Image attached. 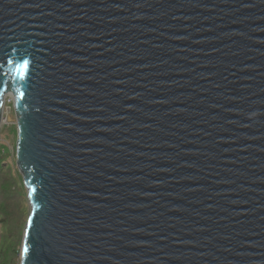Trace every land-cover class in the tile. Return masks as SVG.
<instances>
[{"label": "water", "instance_id": "95a60500", "mask_svg": "<svg viewBox=\"0 0 264 264\" xmlns=\"http://www.w3.org/2000/svg\"><path fill=\"white\" fill-rule=\"evenodd\" d=\"M0 66L19 264H264V0H0Z\"/></svg>", "mask_w": 264, "mask_h": 264}, {"label": "trees", "instance_id": "16d2710c", "mask_svg": "<svg viewBox=\"0 0 264 264\" xmlns=\"http://www.w3.org/2000/svg\"><path fill=\"white\" fill-rule=\"evenodd\" d=\"M16 175L7 174L0 166V264H17L20 260L21 248H13L12 240L19 238L20 241V232L24 231L28 214H24L22 206L25 199L18 198L19 196L14 193L16 189L12 187L15 186Z\"/></svg>", "mask_w": 264, "mask_h": 264}, {"label": "rangeland", "instance_id": "374dc122", "mask_svg": "<svg viewBox=\"0 0 264 264\" xmlns=\"http://www.w3.org/2000/svg\"><path fill=\"white\" fill-rule=\"evenodd\" d=\"M4 121L1 122L0 126V166L3 170L7 172V174L12 173V175L15 176V186L12 185L16 190L14 193H16V196L18 195V198H24L25 199V209L24 205L23 210L24 214L27 215L29 213V208L26 200V191L22 184V179L20 174L17 171L16 165H15V141H16V127H15V116L12 109V106L10 103L5 104L4 114H3ZM2 121V120H1ZM14 181V182H15ZM28 217V215H27ZM21 233V239L19 241V238H13L12 240V246L13 248L20 249L21 243H22V236L23 233ZM1 243H4V240L1 241ZM20 247V248H19ZM9 254V251L7 252Z\"/></svg>", "mask_w": 264, "mask_h": 264}, {"label": "snow or ice", "instance_id": "6c2138e0", "mask_svg": "<svg viewBox=\"0 0 264 264\" xmlns=\"http://www.w3.org/2000/svg\"><path fill=\"white\" fill-rule=\"evenodd\" d=\"M30 63L31 61L29 59H22L20 63H16L13 60H8L7 61V65L12 67L13 72L15 74L16 79L18 80H26L28 77V73L30 71ZM2 67V66H0ZM0 85H3L2 88H0V91H8L9 90V86H8V82L6 81H2L0 80ZM18 95L23 98L24 96V90H22L21 88H17L16 89ZM32 191H35V189H33ZM24 254L27 255L29 252L28 247L24 248Z\"/></svg>", "mask_w": 264, "mask_h": 264}, {"label": "built area", "instance_id": "2783aa9c", "mask_svg": "<svg viewBox=\"0 0 264 264\" xmlns=\"http://www.w3.org/2000/svg\"><path fill=\"white\" fill-rule=\"evenodd\" d=\"M6 102L11 104V100L9 98L6 99ZM6 102H5V104H6ZM4 109H5V107H4ZM3 114H4V110H3ZM3 121H4V119L2 117V121L1 122H3ZM19 263L20 262H18L17 264H19Z\"/></svg>", "mask_w": 264, "mask_h": 264}]
</instances>
